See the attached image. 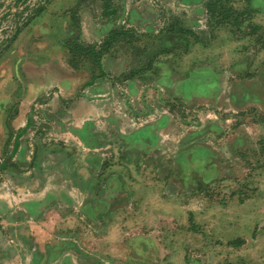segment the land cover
Returning <instances> with one entry per match:
<instances>
[{"label":"rangeland","instance_id":"obj_1","mask_svg":"<svg viewBox=\"0 0 264 264\" xmlns=\"http://www.w3.org/2000/svg\"><path fill=\"white\" fill-rule=\"evenodd\" d=\"M43 1L0 0V54L12 42L16 30ZM254 1L264 10V0ZM241 2L55 0L45 20L35 28L27 27L29 30L11 52L1 58L0 84L17 96H23L19 85L12 81L24 63L27 69L34 67L26 63L41 69L48 64L56 69L66 68L69 55L64 45L62 47L65 41L73 40L74 44L89 47L101 45L111 32L126 33L117 36L113 47L102 55L104 75L85 89L79 107H71L73 119L51 117L66 112L72 99L69 102V99L60 101L56 98L40 113L33 109L38 116L35 119L38 125L33 128L38 140L34 141L37 136L32 132L26 135L28 140L33 137L32 143H49L45 129L52 122L55 127L63 123L64 128L70 130L65 137L69 144L65 154L54 150V159L59 166L61 161L68 162L65 167L66 176L71 179L68 185L70 197L64 206L55 199L56 207L65 213L55 214L59 229L55 230L54 244L50 240L47 246L37 249L41 255L38 264H264V215L257 210H239L224 205L230 195L240 194L241 198L246 190L254 191V185L245 179L241 168L245 162L251 172L255 166L264 168V159H255L258 157L256 147L264 148V140L263 143L248 141L244 148L238 140L231 142L230 158L241 166L234 167L235 171L227 178L203 183L204 164L195 163V168L192 167L193 160L209 158L205 147L194 151L192 162L185 155L183 159L188 162L162 166L159 145L151 135L142 133L147 126L164 123L169 110L177 114L183 147L191 142L201 146H223L232 127L250 126L249 123H257L263 117L264 111H259L260 108L246 107L235 113L227 111L245 106L244 102L234 103L219 97L208 103L191 98L216 91L214 85L223 82L221 76H229L226 82L227 79L228 82H260L256 81L259 68L252 70L239 63L230 68L229 60L239 58V53L251 47H264V26L251 21V9H238ZM216 3L217 8L224 5L233 13L222 24L218 11L212 14L218 9L210 8ZM50 24L55 29L49 32ZM61 25L67 37L58 40L56 33ZM255 26L258 29H254ZM247 34L251 35L249 40L243 38ZM78 58L88 83L99 70L91 59H84L82 55ZM173 80L179 82L181 93L177 97L173 95ZM13 108L9 112L14 111ZM52 109L55 113L50 112ZM79 111L81 118L76 121ZM229 115L233 120L231 127L223 131V120ZM5 118L7 121L5 114L0 116V147L3 148L0 159L4 163L10 157L14 142V135L3 134ZM243 132L247 134L245 129ZM55 138L60 140L56 135ZM220 155L215 157L218 159ZM11 157L8 167L15 159L14 155ZM41 158L45 160L46 153ZM242 158L245 160L240 164ZM149 159L154 161L149 162ZM46 164H53L51 156ZM46 169L50 167L43 166L44 176ZM18 171L21 173L24 169L18 168ZM42 172L39 170L37 175ZM8 174L11 175L7 180L12 185L14 175L10 171ZM26 176L31 177L32 173ZM58 176L60 172L56 171L54 179ZM256 185L257 190L263 188L264 191V182ZM197 194L194 207L197 215H193L190 203ZM207 202H216V205L205 208ZM61 216L65 219L63 226ZM212 218H215L214 222ZM13 219L11 222L10 216H6L8 245L0 249L6 250L5 254L10 258L23 257L26 262L33 248H22L24 255L18 252L21 248L14 246L18 242L13 232L14 223L31 230L38 218L36 214H22L19 218L12 216ZM0 220L2 222V218ZM221 220L223 223H219ZM248 226L253 229H247ZM256 237H259L258 243L253 242ZM46 258H53L54 262L43 263Z\"/></svg>","mask_w":264,"mask_h":264},{"label":"crops","instance_id":"obj_2","mask_svg":"<svg viewBox=\"0 0 264 264\" xmlns=\"http://www.w3.org/2000/svg\"><path fill=\"white\" fill-rule=\"evenodd\" d=\"M54 1L55 0H44L42 4L38 5V7L44 6L43 11L38 16L29 20L31 14L35 12L32 11V13L28 16V18H26V20L23 22V24L28 22L27 25L23 27V29L18 33H17L18 29L16 30V33L11 40L12 42L0 54V61L2 60L1 58H3V56L7 55L6 53L11 52V50L15 47L17 41L21 37H23L25 31L29 30L27 27L35 28L38 26V23L45 20V17L49 15L48 9ZM240 4L241 6L238 9L245 10L249 8L253 11V15H252L253 19L251 21L254 24L258 26H264V10L260 9L261 5L256 3L254 0H242ZM54 29L55 28L53 27V24L47 28L49 32ZM64 32L65 29L63 25H61V27L58 29L56 33L58 40H60L64 36L65 38L67 37V34H64ZM250 36H251L250 34H247L244 35L243 38H247V40H249L248 38H251ZM70 42L72 44L73 40H68L65 41L64 43L62 42L63 43L62 47L64 45V48L67 50V52H68L67 48ZM81 45L86 47V45L84 44ZM94 45L96 47V50L99 51L100 45L97 44ZM239 54H240L238 56L239 58L234 59L232 61L229 60L231 62L230 68L233 66L236 67L238 63L244 64L243 67L251 68L252 70L254 68H259L258 74L256 76L257 77L256 81L260 80V82H228L229 76L228 77L221 76V81L223 82H216V84L214 85V87H217L216 91L215 90L211 91L206 95H193L191 98L200 99L202 102L211 103L214 100H216V98L222 97V98H227L228 100H230V102H234V103L244 102L243 104H246L245 106L234 107L227 110V111H233L234 113L237 111H241L246 107L260 108L259 111H264V106L262 105L264 104V47L261 48L257 47L256 49L254 47H251L248 48V50ZM69 59H70V55L68 58V62L66 63L67 64L66 68H59V69L54 68L52 64L50 65L48 64L45 68L41 69L39 67L36 68L37 66L35 64L26 63L29 64L30 67H34L27 69L24 63L21 71L16 72V78H14L12 81V82H16V84L19 85L20 90L24 92L22 94L23 96H17L16 94L13 93L12 90H8L0 84V116L2 114H5L7 115L8 118L7 121L5 118L4 126L2 127L5 130V131L3 130V134L5 135L7 133L9 136L14 135V142L12 148L13 150L9 155L10 157L9 158L7 157L5 161L6 163L2 162L0 159L2 163V164L0 163V218H2V222L0 220V247L1 248L3 247L5 249L7 248L8 245L7 238L5 237L6 232H8L6 227L7 225L6 216H10V220L11 222H13L14 219L12 220V216H14V218H17L18 216L19 218V216L22 214H31V215L36 214L39 220V221L37 220L35 226L32 225L34 227H32L31 230L27 226L19 225V223H14V225L16 226L13 232L15 236L18 238V242L15 243L14 246L21 248L18 249L19 250L18 252L20 253H22L23 250L22 248L24 247L26 249L33 248L30 250V252L32 251L31 254L28 255L30 256L29 260L23 262V257L22 258L15 257L14 259H12L5 254L6 250L2 252L0 249V264H6V263L38 264V262L40 263L41 255L38 254L37 249L47 246L50 240L54 244L55 230L59 229L56 228L57 222L55 221V214L62 215L65 213L64 211L60 212L59 208L56 207L55 199L59 200L58 202L61 206H64L66 199H69L70 197L69 196L70 190L68 185L71 179L66 176L65 166H67L68 162L61 161L62 162L61 166H59V164L54 159L55 157L54 150L60 151L62 155L65 154L66 147H68L69 145L66 142L65 137H68V135L70 134V130L67 127L64 128L63 123H58V125H56L55 127L54 123L52 122L51 125L49 124L47 129H45L46 135L47 137H49L48 138L49 143H45V144L41 142L32 143V140H34L33 137L30 140H28L26 135L27 134L30 135L31 132L33 135L36 134L33 133L36 132L33 128H35L36 125H38V122H36L35 120L38 118V116L34 113L33 109L39 111L40 113L42 112L43 109H46L45 107H50V103L56 100V98H58V100L60 101H62L63 99H69V102H71L70 99H72L69 108L68 109L66 108V112H63L61 115L57 114V116H51V117L53 119L55 117V119L57 118V120L73 119V117L70 114L71 107L73 108L76 107L77 105L79 107L81 101L84 100L82 96L84 94L85 89L89 85H92V83H94L97 80V78H101L98 77L100 76V74L98 75L95 74L93 75L94 77L92 76L94 80L91 79L87 83V79L84 78L85 76L82 75L81 65H78L77 67H73V65L70 64ZM223 61L226 63L227 61L226 58ZM101 65H102V59H101ZM226 78H228L227 82H226ZM219 81H220V77H219ZM1 82H7V81H1ZM172 85L175 89V93L173 95L174 97H177V95H180L179 93H181L180 90L178 89L179 82L174 81L172 82ZM221 90L222 92L219 93ZM253 96H257L258 98H255ZM255 104L259 106L256 107ZM13 106L15 107L13 108ZM12 108L14 111H11L12 114H9L11 113L9 111ZM50 112L55 113L53 109L50 110ZM80 113L81 112L79 111L78 116L77 115L75 116V120L81 118ZM167 113H168V119H166L164 123L147 126L146 128L142 129V133L151 135V137H153V140L156 142L157 146L159 145V148L162 151L161 152L159 150V153L161 152L163 159L159 161L164 162V164H161L162 166L165 165L168 167L170 163H174V162L175 165H177L178 162L182 163L186 161L187 160L186 158H188V160L191 161L194 151L199 149V147H205L210 154L209 158L206 159L207 161L193 160L194 166L192 167L195 168V163L204 164L203 170L201 171L202 172L201 177L203 183H205V181L207 180H208L207 182H215L219 178H223V177L227 178L231 176L232 172L235 171L234 167L241 166V165H237L236 162L235 163L232 162V159L230 158L232 157L231 156L232 149L230 146L231 142L238 140L240 146L244 148L245 144L248 141H254V142L260 141L261 143H263L262 140H264V113H261L263 117L260 120H257V123L254 124L249 123L250 126L243 125L240 126L238 129H236V127L235 128L232 127L233 128L232 133L228 131V137L224 138L223 146L218 144L217 145L204 144L205 146H201L202 144L191 142V144H187L188 146H185L187 147L185 148L182 145L183 143L182 139L179 137L180 136V132L178 129L179 122L176 119L178 118L177 114H174L169 110L167 111ZM62 115L65 116L62 118ZM232 121L233 120L231 119L230 115L224 118L223 131H225L227 128L230 129L231 126L229 125H231ZM68 125L71 124L68 123ZM59 127L61 129L60 131H59ZM243 129H245L247 134L243 132ZM242 132L243 134L241 135ZM55 135L58 136V139L60 140H57L55 138ZM35 136H37V139H35L34 141H37L38 134ZM57 141L60 142L57 143ZM168 143L169 145H167ZM1 148L2 147H0V150ZM262 150H264V148L256 147V151L258 152V157L255 158L256 160L264 159V154ZM259 152L262 153L259 154ZM43 153H46L45 160L41 158V155H43ZM165 153H166V157H165ZM216 154H221L220 155L221 157L217 159L215 157ZM11 155L15 156L16 161L15 159H13L14 162H12L11 165H9L8 167L7 162L11 160L10 159L12 158ZM185 155L186 158L184 160L183 158ZM48 156H51L53 158L52 165L46 164V161H48ZM17 160L19 162H17ZM152 160L153 159H149V162H151ZM243 160L245 159L244 158L240 159L239 163L241 164ZM261 163L262 162H260V164ZM145 164H147V162ZM246 164L247 163L245 162L241 170L245 172L244 175L245 179L247 178L249 180V183L251 182V185H254V191L250 192L246 190V193H244L241 196V198L239 196L240 194L234 196L230 195L229 200L224 205H226V207H231L233 209H239V210L253 209V210H257L258 213L260 212V214L264 215V201H263L264 191L263 188L259 190L256 189L258 188V186L256 185L257 183L264 182V168H259L255 166L254 171L251 172V170L246 166ZM192 165L193 164L191 163V166ZM43 166H47V168L50 167V169H46L45 176L42 172ZM58 167H60L59 168L60 170L57 169ZM18 168L21 170L23 168L24 172L20 173L18 171ZM39 170H41L42 172V175L40 176L37 175ZM9 171L14 175V177H16V179L12 177V185H10L9 180H7L8 175L9 176L11 175L8 174ZM56 171L60 172V176L54 179ZM30 173H32V176L27 177L26 175ZM206 176L207 179H205ZM197 197H199L198 194L192 197L190 203L191 212L193 215H197V213L194 210L195 209L194 207L196 206L197 203L196 202ZM50 203L52 204V206L50 205ZM210 205H216V202H214L213 204H211V202H207L205 203L204 207L209 208ZM67 213L68 212H66V214ZM40 217H41V221H40ZM160 217H162V212L160 214ZM61 220L63 221L62 222V226H63L65 220L63 216H61ZM214 220L215 218L211 219V221L213 222ZM258 221L259 219L256 220L255 223L257 224ZM262 222L264 224V217H262ZM1 223L3 224L2 227H1ZM219 223H223V220L219 221ZM246 228L249 230L253 229V227H249V226ZM32 231H36V232L33 235H31ZM254 239L255 240L253 242L258 243L259 237H256ZM49 261L54 262V259L49 258L48 260L46 258L44 259L43 263L46 262L48 263Z\"/></svg>","mask_w":264,"mask_h":264},{"label":"trees","instance_id":"obj_3","mask_svg":"<svg viewBox=\"0 0 264 264\" xmlns=\"http://www.w3.org/2000/svg\"><path fill=\"white\" fill-rule=\"evenodd\" d=\"M217 5H218V3L212 4L210 6V8H212L213 6L216 7ZM43 9H44V6L38 7L35 10V12L33 14H31L29 20L38 16L43 11ZM216 9H218V10H213L212 14L215 15L218 11V14L220 17L219 18L220 24L226 22L233 15L232 11L230 9L228 10L224 5H221L218 8L216 7ZM240 15H242V14H240ZM238 17H240V16L238 15ZM238 17L235 18L236 22L238 20ZM27 23H24L23 26L18 28L17 33L19 31H21L23 29V27H25L27 25ZM254 29H258V27L255 26ZM123 34H126V33L118 32V31L111 32L109 37L104 40L102 45H100L99 51L96 50L95 45L90 46V47H85L81 44H74V43L71 44V42H70V44L67 48L68 53L70 55V59H69L70 64L73 65V67H77L81 62L80 58H78V55H82V57L84 59H91L92 63H94L97 66L98 70H100V72H99L100 76H98V77H102L104 75V71L102 70V65H101L102 55L107 53L113 47V44H114L117 36L123 35ZM93 77H92V80H94ZM239 242H241V240H239Z\"/></svg>","mask_w":264,"mask_h":264}]
</instances>
